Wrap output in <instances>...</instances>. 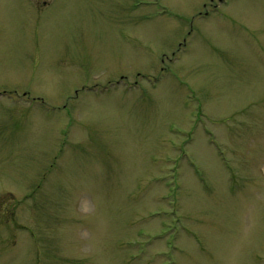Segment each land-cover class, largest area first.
I'll use <instances>...</instances> for the list:
<instances>
[{"label": "rangeland", "instance_id": "374dc122", "mask_svg": "<svg viewBox=\"0 0 264 264\" xmlns=\"http://www.w3.org/2000/svg\"><path fill=\"white\" fill-rule=\"evenodd\" d=\"M0 264H264V0H0Z\"/></svg>", "mask_w": 264, "mask_h": 264}]
</instances>
